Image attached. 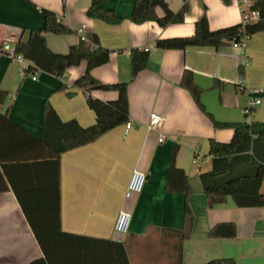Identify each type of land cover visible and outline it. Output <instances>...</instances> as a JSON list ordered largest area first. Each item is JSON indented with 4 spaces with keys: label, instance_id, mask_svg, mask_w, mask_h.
Listing matches in <instances>:
<instances>
[{
    "label": "crops",
    "instance_id": "crops-1",
    "mask_svg": "<svg viewBox=\"0 0 264 264\" xmlns=\"http://www.w3.org/2000/svg\"><path fill=\"white\" fill-rule=\"evenodd\" d=\"M167 1L174 10L189 2L183 22L166 26L154 20L133 22L135 0H103L104 7L124 17L115 24L88 14L92 0H0V88L8 90L2 109L12 119L39 134L48 99L64 120L77 118L84 126L96 120L86 93L74 84L87 69L86 59L61 76L36 69L33 79L2 50L4 43L26 41L32 30L42 29L41 8H47L72 28L68 33H46L54 51L67 52L78 43L80 28L88 37L97 33L100 43L111 50L110 60L94 67L92 73L103 82L130 81L129 119L134 122L129 129L126 122L118 124L61 155V227L80 236L60 235L45 248L19 197L12 189L0 191V264H172L180 248L182 264H201L215 257H234L237 264H264V205L240 207L229 196L226 202L209 207L205 193L207 186L254 175L264 164V140L250 130L243 133L233 154L210 153V138L230 141L234 128L217 127L206 112L217 120L244 122V109L259 97L262 102L256 105L252 120L264 121V31L250 36L243 46L159 48L157 38L193 34L196 20L204 13L216 29L242 21L252 3ZM157 12L164 13L161 7ZM134 47L149 48L150 58L131 79ZM186 69L194 72L204 88L201 100L206 111L181 84ZM91 94L104 100L118 96L116 90L103 89H93ZM152 111L167 116L160 128L167 135L164 141H159V131L147 128ZM173 158L190 180L188 197L166 188ZM135 168L147 173V181L140 193L126 198ZM186 199L194 223L190 237L181 239ZM122 208L132 213L127 233L115 230ZM224 221L236 224V235L209 236L210 229Z\"/></svg>",
    "mask_w": 264,
    "mask_h": 264
},
{
    "label": "trees",
    "instance_id": "trees-1",
    "mask_svg": "<svg viewBox=\"0 0 264 264\" xmlns=\"http://www.w3.org/2000/svg\"><path fill=\"white\" fill-rule=\"evenodd\" d=\"M228 2L230 0H224ZM250 8L259 12L255 20H242L238 23L212 29L208 16L204 13L195 22L191 35L160 37L155 45L159 48H186L191 45L214 46L216 48L233 41L241 42L255 33L264 31V0H251ZM157 7L164 11L162 15ZM189 2L185 1L180 9L174 10L167 0H135L131 20L136 23L154 20L161 26L180 23L185 20ZM45 23L42 29L32 30L29 38L15 42L16 50L29 61L28 70L43 71L63 75L68 67L87 60L85 73L74 84L84 90L87 103L96 114L93 124L84 126L77 118L62 119L53 104L46 99L44 103L41 131L34 133L28 127L16 122L2 104L8 97V90L0 88V191L12 189L19 197L22 207L28 211L32 228L46 248L51 239L60 235L80 236L62 230L60 218V171L63 152L90 143L106 131L129 119V80L103 82L92 73L94 67L110 60L111 50L100 43L97 33L89 34L78 43L72 44L67 52L54 51L47 42L46 33H68L72 28L62 22L55 11L41 8ZM88 14L108 23H120L123 16L114 8L103 6V0H92ZM150 58L149 48L131 49V79L144 69ZM218 81H216L217 84ZM181 84L189 89L197 103L205 109L201 100L204 88L195 80L194 72L186 69ZM93 89L116 90L115 99L104 100L91 94ZM217 127H233L234 135L230 141L222 142L210 138L209 152L229 156L236 151L247 130L264 140V121L252 122L221 121L214 119L206 111ZM264 164L254 175H242L231 178L222 185L205 188L209 207L226 202L233 197L240 207L264 205ZM166 188L170 192H183L188 197L192 186L184 169L173 163L168 174ZM194 223L192 208L186 199L184 225L180 229L181 239L190 237ZM236 224L224 221L215 224L209 231L211 237H233ZM172 264H182V248ZM201 264H237L234 257H215Z\"/></svg>",
    "mask_w": 264,
    "mask_h": 264
},
{
    "label": "built area",
    "instance_id": "built-area-1",
    "mask_svg": "<svg viewBox=\"0 0 264 264\" xmlns=\"http://www.w3.org/2000/svg\"><path fill=\"white\" fill-rule=\"evenodd\" d=\"M259 17V12L257 10L250 9V12H244L243 20H255ZM82 38H87L86 34L83 32V28L79 29ZM247 37L243 38L241 42L233 41L232 44L234 46H243L246 42ZM2 50L7 53L11 58L18 60L24 67V72L30 73L33 79H36V71L28 70L30 65L29 60L22 54L16 50L15 44L4 43ZM262 99L259 97H254L250 100L249 105L244 109L246 114V122H252V115L255 112L256 105L261 103ZM167 116L165 113L152 111L149 116V120L147 122V128L152 131H159V141H164L167 138L165 132L160 131L161 126L165 123ZM134 122L131 119L126 121V128L129 129ZM147 181V173L144 170L139 168H135L131 174L130 180L128 182V186L125 192L126 198L133 196L134 194L140 193ZM132 222V213L122 208L120 209L116 221H115V230L120 233H127L130 229V225Z\"/></svg>",
    "mask_w": 264,
    "mask_h": 264
},
{
    "label": "rangeland",
    "instance_id": "rangeland-1",
    "mask_svg": "<svg viewBox=\"0 0 264 264\" xmlns=\"http://www.w3.org/2000/svg\"><path fill=\"white\" fill-rule=\"evenodd\" d=\"M248 12H250V7L248 8Z\"/></svg>",
    "mask_w": 264,
    "mask_h": 264
}]
</instances>
